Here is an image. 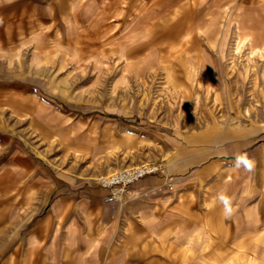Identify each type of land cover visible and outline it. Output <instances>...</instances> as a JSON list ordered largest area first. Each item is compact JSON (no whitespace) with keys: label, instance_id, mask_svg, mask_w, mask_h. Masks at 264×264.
<instances>
[{"label":"rangeland","instance_id":"rangeland-1","mask_svg":"<svg viewBox=\"0 0 264 264\" xmlns=\"http://www.w3.org/2000/svg\"><path fill=\"white\" fill-rule=\"evenodd\" d=\"M231 259L264 264V0H0V264Z\"/></svg>","mask_w":264,"mask_h":264},{"label":"built area","instance_id":"built-area-1","mask_svg":"<svg viewBox=\"0 0 264 264\" xmlns=\"http://www.w3.org/2000/svg\"><path fill=\"white\" fill-rule=\"evenodd\" d=\"M153 171L151 167L137 166L118 170L99 179L100 185L106 189L107 202H121L128 188ZM170 186L172 184H169Z\"/></svg>","mask_w":264,"mask_h":264},{"label":"clouds","instance_id":"clouds-1","mask_svg":"<svg viewBox=\"0 0 264 264\" xmlns=\"http://www.w3.org/2000/svg\"><path fill=\"white\" fill-rule=\"evenodd\" d=\"M232 167L236 169H243L246 172H252L255 167V161L246 153L237 154L234 156V161ZM215 201L222 206L221 212L225 219H228L233 214V197L229 194L228 189L226 187L220 188L214 197Z\"/></svg>","mask_w":264,"mask_h":264},{"label":"crops","instance_id":"crops-1","mask_svg":"<svg viewBox=\"0 0 264 264\" xmlns=\"http://www.w3.org/2000/svg\"><path fill=\"white\" fill-rule=\"evenodd\" d=\"M147 179H148V182H150V183L155 181V179L153 177H149ZM233 260L234 259L228 260L226 264H233Z\"/></svg>","mask_w":264,"mask_h":264}]
</instances>
